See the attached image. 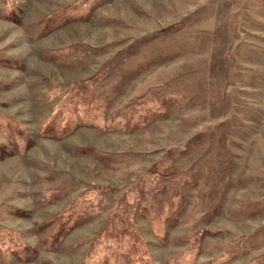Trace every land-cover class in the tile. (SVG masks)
Here are the masks:
<instances>
[{
  "label": "rangeland",
  "instance_id": "obj_1",
  "mask_svg": "<svg viewBox=\"0 0 264 264\" xmlns=\"http://www.w3.org/2000/svg\"><path fill=\"white\" fill-rule=\"evenodd\" d=\"M264 264V0H0V264Z\"/></svg>",
  "mask_w": 264,
  "mask_h": 264
},
{
  "label": "trees",
  "instance_id": "obj_2",
  "mask_svg": "<svg viewBox=\"0 0 264 264\" xmlns=\"http://www.w3.org/2000/svg\"><path fill=\"white\" fill-rule=\"evenodd\" d=\"M145 264H151V262H149V261H146V262H145Z\"/></svg>",
  "mask_w": 264,
  "mask_h": 264
}]
</instances>
